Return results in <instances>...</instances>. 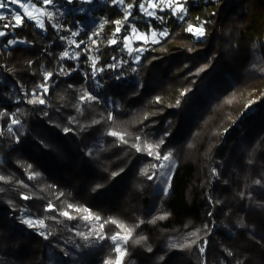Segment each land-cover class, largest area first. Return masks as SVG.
I'll list each match as a JSON object with an SVG mask.
<instances>
[{"label": "trees", "instance_id": "obj_1", "mask_svg": "<svg viewBox=\"0 0 264 264\" xmlns=\"http://www.w3.org/2000/svg\"><path fill=\"white\" fill-rule=\"evenodd\" d=\"M142 1L54 0L43 29L26 18L3 28L0 264H105L125 220L133 233L123 264H264V0H185L183 21L167 8L155 10L162 21L134 7L115 34L111 21ZM200 22L198 39L186 28ZM131 25L168 35L129 52ZM87 94L96 99L80 100ZM11 114L19 123L10 127ZM134 144L171 153V178ZM69 203L101 219L84 220L88 212Z\"/></svg>", "mask_w": 264, "mask_h": 264}, {"label": "snow or ice", "instance_id": "obj_2", "mask_svg": "<svg viewBox=\"0 0 264 264\" xmlns=\"http://www.w3.org/2000/svg\"><path fill=\"white\" fill-rule=\"evenodd\" d=\"M112 4L116 5H124L125 4V0H111ZM54 3V0H36V2L34 3L33 0H0V10H8L10 9L11 5H17L18 6V10H14L11 11L10 16L6 15L4 11H0V21H9L7 23H4L3 25H0V37L6 36L8 35L7 32H5L4 30H2L3 28H8V29H14L16 27H20L22 26L24 19H28V20H32L35 22V24L43 29L45 27L44 22L39 19L38 16L33 15V11L39 13L40 15L43 16H48L49 18L52 17L53 13L47 11L46 8H44V5H51ZM37 4L40 5V7H37ZM134 7H138L139 10L144 13L145 16L147 17H155L156 19L159 20H164L163 16H158L156 11H150V9H159L160 11H164L165 8H167L168 10H170L171 14L176 17L178 20L183 21L185 19V13L187 11L186 8V4H185V0H143V2H140L138 4L135 3H130L127 4L126 7L124 8V15H123V19L122 20H115V21H111V23H113L114 25H116L114 33L115 34H119L121 33L124 25L129 21V18L132 16V12L131 9ZM29 9H32V11H30ZM22 10V11H21ZM197 20H199V18H197ZM109 21H105V23H108ZM205 23L206 22H200L197 26H194L192 24H188L186 31L193 34L196 38H202L206 35L205 32ZM73 35H76V33H73ZM158 35L160 37H166L168 35L167 30L164 31H160L158 33ZM157 36V32L154 30H151V37H153L152 42L153 43H157L158 41L156 39H154ZM123 42H124V47L128 48L129 52L135 51V52H140L143 51V48H136V49H132L129 47V45L132 42V39H136V40H140L143 41L144 43H148L149 40V36L147 33L144 32H140L135 25H131L130 26V35H125L123 36ZM17 40H8V44L12 45V44H16ZM71 43L75 44L76 41H71ZM93 43H95V41H93ZM110 44H117L118 40L113 38L109 41ZM80 44H83V41L80 42ZM80 45L78 44L77 47H79ZM69 55V53L67 51H64L61 53L62 57H67ZM79 55V54H77ZM96 59L94 58L92 61V68H93V72L92 75L95 76L96 75ZM108 67H116V65H108ZM100 71H102V69H99ZM203 69H200V71H202ZM62 72H64L65 74H67V72H65V70H61ZM53 76L52 72H46L43 76L44 81H48V79L50 77ZM38 88L42 89L44 93H47L49 91L48 85L46 83H42L39 84L37 86ZM184 93H181V95H183ZM95 100L96 97L92 96L91 94H87V95H82L80 97V100ZM159 100V98H157V101ZM30 103H40V104H44L45 100L42 98H35L31 101H29ZM177 103H179V101H177ZM253 103V101H250L249 104ZM248 105H246L247 107ZM110 120L113 118L111 114H109L108 117ZM13 124H17L19 123L18 120H13L12 121ZM65 131H69V129H65ZM108 135H111L113 137H119V139L124 142L127 143V141L124 139L125 134L124 133H120L117 131H111L108 133ZM167 135V133L165 134ZM137 140H140V137H137ZM164 141L161 140L160 144H162ZM160 144H145L143 147H141L139 144H134L133 147L136 149L137 152H141L144 151L148 156H154L155 159L157 161H169L171 158V153H167L164 155H161L159 152L155 151V149L159 148ZM164 167V165L161 163L159 165L153 164L152 167ZM31 167V166H29ZM144 172H146L147 170L144 169L142 170ZM39 173H32V175L29 177V179H34L36 176H38ZM115 175V174H114ZM149 179H152V176L148 177ZM5 179L4 177L0 176V180ZM257 184H259L260 182L257 181ZM24 199H30L29 196H23ZM55 206L52 205L51 203H49L47 205V209L48 210H52ZM68 209H75L77 212L80 211H85L88 212V215L83 216L84 220H89V219H95V220H100L101 218L99 216H93V214L86 208L81 209L80 207H77L71 203H69L67 205ZM61 215L67 217L68 219H75V217L71 216L70 213L65 210L63 212L60 213ZM26 224H28L29 226L35 227L36 225H39L41 227L44 226V221L43 220H37L35 221V223L29 219V220H25L24 221ZM108 221H105V223H107ZM112 224H117V221L112 220L111 221ZM104 225L101 224V228H103ZM119 228L124 229V231L126 232L125 235L121 236L119 232H117L116 234L111 236V240L115 243L114 246V251L117 253L116 259L114 261H105V264H123V258L124 256L127 255V249L125 247H122V245L120 243H118V241H123L125 244H127V242L130 240V238L132 237V233L133 230L132 229H127L125 228L124 224H119L118 225ZM99 235V234H98ZM191 235H195V233H192ZM103 238V237H101ZM143 239V238H141ZM139 242V241H137ZM193 243H195V241H193ZM175 246V245H173ZM199 251L201 253L205 252V248L201 247L199 249Z\"/></svg>", "mask_w": 264, "mask_h": 264}, {"label": "rangeland", "instance_id": "obj_3", "mask_svg": "<svg viewBox=\"0 0 264 264\" xmlns=\"http://www.w3.org/2000/svg\"><path fill=\"white\" fill-rule=\"evenodd\" d=\"M33 2H34V1H33ZM142 2H143V1H142ZM37 7H40V5H37ZM43 7L46 8L45 5H44ZM57 7H59V6H56L55 8H57ZM10 9H12L13 11H14V10H18V6H17V5H11ZM46 9H47V11H49V12L52 11V7H49V9H48V8H46ZM29 10L32 11V9H29ZM155 10H156V9H155ZM155 10L150 9V11H155ZM0 11H4V12H5V10H0ZM21 11H22V10H21ZM52 13H53V12H52ZM33 15L38 16L39 19H41L42 21H43V19H44L45 17H47V16L40 15L39 13H37V12H35V11H33ZM184 15H186V13H185ZM0 25H2L1 21H0ZM2 30H4V29H2ZM4 31L6 32V30H4ZM127 35H130V32H129ZM148 36H149V39H150V40L153 39V37H151V34L148 35ZM161 38H162V37H160V36L158 35V33H157V36H156L154 39L159 40V39H161ZM12 40H13V39H12ZM136 41H137L136 39H132V42H131V44L129 45V47L132 48V49H134L133 46H134V44H135ZM127 49H128V48H127ZM128 51H129V50H128ZM262 98H264V96H260V99H262ZM13 120H14V116H13V114H11V116H10V122H9V126H10V127L13 125V123H12ZM163 155H164V154H163ZM161 163L164 165V167L161 168V167L157 166V167H156V168H157V174H158V176H159L160 178H163V179L168 180V179L171 178V176H172V174H173L174 168H175V166H176V161L174 160V158L171 157L169 161H157V162H156V165H159V164H161ZM22 218H23L24 221H25V220H29V219H31L33 222H35V219H34L33 217H31L30 215H28V214H24V215L22 216ZM127 221H128V220H127ZM125 223H126V220L123 221V222L120 223V224H124V225L126 226L127 224H125ZM117 232H119L121 236H123V235L126 234L125 231H115L112 235L116 234ZM112 235H111V236H112ZM111 236H110V238H111ZM110 238H109V241H110L111 246H112L113 251H114V246H115V243H117V242L112 241ZM118 243H120V244L122 245V247H125V248L127 249V244H125L122 240H121V241H118ZM127 252H128V251H127ZM116 256H117V253L114 251V255H113V260H112V261H114V260L116 259ZM124 257H125V256H124ZM123 259H124V258H123Z\"/></svg>", "mask_w": 264, "mask_h": 264}, {"label": "built area", "instance_id": "obj_4", "mask_svg": "<svg viewBox=\"0 0 264 264\" xmlns=\"http://www.w3.org/2000/svg\"><path fill=\"white\" fill-rule=\"evenodd\" d=\"M125 1H126V0H125ZM84 5H86V4H84ZM11 11H13V10H12V9H8V10L5 11V14L10 16ZM7 22H9V21L6 20V23H7ZM16 28H17V27H16ZM14 29H15V28H14ZM12 30H13V29H9V31H12Z\"/></svg>", "mask_w": 264, "mask_h": 264}]
</instances>
